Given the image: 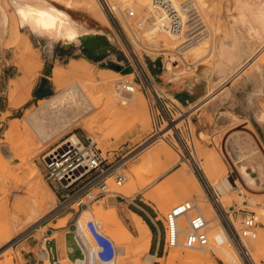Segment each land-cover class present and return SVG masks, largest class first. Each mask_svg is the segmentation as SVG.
Listing matches in <instances>:
<instances>
[{
    "label": "rangeland",
    "instance_id": "1",
    "mask_svg": "<svg viewBox=\"0 0 264 264\" xmlns=\"http://www.w3.org/2000/svg\"><path fill=\"white\" fill-rule=\"evenodd\" d=\"M18 1L26 4H36L38 2V0ZM46 2L47 4H55L50 0H46ZM102 2L110 20V24L106 26H102L89 12L84 9L68 10V12L71 13V17L76 20V23L79 27L85 26L90 28H101L105 33L111 34L114 38L113 42L118 49L117 54L110 53L102 57H94L91 55L93 58L88 52L81 50L78 47L67 49L61 46V44L53 46L54 43L59 41H75L68 39L64 35L56 34V29L59 24L55 29H52L54 30L52 35H50L48 32L39 34V32L35 31L30 24L20 22V20L18 19V8L17 5H15L14 0L0 2V141H10L17 145V150L19 149V152L17 151V155H11V157L7 158L10 161L11 166L15 170V174L12 176H7L0 171V264H6V260L9 257H12V264H33L38 259L42 260L43 257L41 256V254L43 251H45L44 246H46V238H48V240L56 238L60 243V246L62 247L63 257L66 256L64 243L65 230L55 231L52 234L50 229H61L65 227L68 222H75L79 218V213H76L74 209L68 208L53 215L52 212H49L48 214L44 215L47 210L54 208V206L58 204L59 197L54 194L55 192H52L53 202L47 204L41 210V218L35 222H27L23 224L22 227L15 229L9 225L8 215L9 208H14L16 205H19L17 207V210L20 212L21 215L24 216V206H26L27 203H29L33 198V181L27 177V174L30 170L34 169L35 165H37L40 171L37 175V180H39L40 187L43 189L49 187L51 191L53 190V185L47 183L45 179L46 170L44 167V155L48 151L57 146L61 141L69 137L71 134L76 133L84 139L86 136L93 135V132L88 130V128H86L83 123L85 119L92 115V112H90L91 114H87L84 119L76 120L80 111L73 104L69 105L68 103L66 104L68 106L63 105L59 112L55 111V108L51 106H42L40 98L49 97L57 93V91L60 89L58 87L59 83L69 84L74 79H76L71 73L65 72L60 75V79L58 81L59 83H57V81L54 79L53 72L56 70L63 69L64 66H66L70 62H79L80 64H82V61L84 59H88L92 63L91 69L95 73L99 70L106 71V68L118 70L125 75H129L133 71L132 66H130L128 62V53L126 52V50H124V46H122V40L118 28V26L122 27V25L124 26L126 24V19L124 17V9L126 8L123 9L122 13L119 12L117 14L113 12L112 9H110V5H108L105 0H102ZM204 3V8L202 10L204 12V15L207 16L209 25H211L210 28H212L215 32V45L212 49L210 48V52L206 54V59L204 58L205 60L202 61L194 69V74L198 75V77L200 78V82L202 79L207 80L208 86L211 87V92L213 93L218 90L216 89L217 84H219L226 76V74L224 73V67L228 69H235L240 66L241 62H244L247 58L251 44V29L248 28L249 26L247 25L246 21L242 20V17L240 16L241 12L239 11L238 4L235 2V0H204ZM56 5L59 9H61V11L66 10L64 8V5ZM128 8L134 9L139 19H144L150 16V11H147L146 9L139 12L134 6ZM55 10L57 13H59L58 9ZM15 14H17V20L14 18ZM116 15L119 17L122 23H120V21L116 19L117 24H115L114 17ZM16 23L20 24V28L23 30V32L27 33L30 36V39L34 45L33 51L38 52L40 54L41 60L43 61V68L35 79V84L31 93L26 92L21 84V79L24 74L23 67L29 60L30 49H28L25 40H13L14 37L12 36V30L15 27ZM241 26L245 28L244 38L242 40L246 47L240 48V50L236 51V53L233 52L230 55H223L221 45L224 43L229 48H233L234 43L238 38V35L240 37L239 33L242 28ZM151 33L149 32L145 35L148 36L146 42H149V40H151ZM162 33L168 36V34L164 33L163 31ZM210 36H207V39L205 40L206 44L208 43V48L211 47L210 42L212 40H207H210V38L213 37ZM133 43L135 45V48L137 49L135 50L142 56V48H140L136 41H134V38ZM147 60L151 65L148 56ZM219 62H221L220 65H217V63ZM207 68L211 69L210 73L206 72ZM128 70L129 73H127ZM250 71V73L246 72L240 77L233 80L231 82V85L221 89L216 94L215 98L212 99L209 97V99H212L211 101L214 100L215 102H218L223 105V109L225 110V112L227 111V113H223L224 115L231 114L232 116H234L235 122L233 123V128H231V130L229 132H226L224 135V132L218 134L215 137V145L212 144L209 146V144L206 143V145L210 148L205 147V143L201 142L197 138L198 135H193L194 142L197 144L201 158L203 160H208L210 163L213 164L211 168L213 173L215 174L216 170L219 169L218 166H223L225 172H233L234 177L241 181V187L244 186L243 190L245 189V193L249 196L248 201L252 204H255L252 207L240 204V201L236 200L239 193L238 189H235L233 186L231 193H229V196L226 198L227 202H229V205L227 207H224L227 210L234 226H236L237 228L241 227L243 219L246 215L250 214L251 211H255L257 212V214L260 215L258 204H261V202L264 201V188L252 189L247 183L244 182V180L242 179V175L239 171V166L243 165L235 163L232 158L233 156L231 154V150L229 148L230 143L233 142L231 141L232 139H236L241 135H250L254 138L255 146L257 148V152L259 153V158L264 163V123L258 120V117H260V112H264V96L261 95L259 90L261 84L260 80L253 74L252 70ZM42 74H48V80L50 82L49 86L51 88V91L44 97H39L37 94H35L34 90L37 85L38 79ZM108 75H110V73ZM134 78L135 74H132L131 76H125L124 79H126L125 81H131ZM189 82L193 83V81L190 80ZM137 85L140 89L139 99L143 101V104L147 110L149 125L144 131L138 130V132L134 131L131 134L129 133V135L123 134L119 138L112 139L110 143L103 148L104 153L110 156L111 159H114L116 156H118L117 158H121L122 156H124L122 162L126 161L124 169L127 176H131L133 174V167L135 165H140L141 163H143L142 159L147 154L149 148L152 149L154 146L162 142L161 139L147 140L153 132V121L148 99L145 96L142 86L140 84ZM122 94L128 96L129 98L135 97L133 96V93L124 90ZM178 104L183 106L180 102H178ZM76 108L77 110H75ZM184 110L187 109L184 108ZM191 110H193L192 106ZM28 113H32L33 118L37 117L39 113V116L36 119L42 120L44 122L46 131L52 136L51 140H49L47 144H44L43 148H41V151L36 156H34V154L32 153H29L32 151L31 149L29 150L30 146H28V141L31 137L28 135V132L32 131L33 128H31L32 126L26 118ZM69 119L71 120V125L66 127L65 124L68 123ZM134 123V118H130L127 120L128 126H132ZM15 125L19 128V131L12 132V128ZM191 125L195 130V126L192 122V119ZM56 128L57 130H55ZM230 135H234V137L230 138L229 140ZM188 143L190 144V150L193 151L194 146L192 142L188 141ZM172 144L182 151L183 156L179 157L180 159L184 161H189L190 165L193 164L191 165V167H193V170L189 168V172L194 171L197 174L201 181V185H203V188L206 191L203 199H205L206 201L208 200L209 203L213 205V202H211V200L209 199L206 190V186H211L212 181L210 182L208 181V179H206L207 182H205L200 178L199 172L202 174V171L200 169H197L196 162L190 151L186 150L185 148H182L176 141H173ZM97 145L99 144L97 143ZM25 156L27 157V160L24 162L21 158L24 157L23 159H25ZM177 167L178 165L174 166L169 172L161 175L149 186L145 188L139 187L136 190V193L131 197L123 196L121 193L122 191L119 188L120 186L117 185L113 179H111V190L120 193L124 198H116L111 195H107L98 202H95L90 205V207L84 209L95 210L100 208L106 210L112 206H115L117 208L119 217L122 219L126 228L131 231L135 239L137 235L135 234L132 225L129 223L131 212L130 209H137L141 211L145 215L146 221L152 229V236L154 237L155 248V244L157 243L158 228L154 226V223L149 218L148 214L158 215L159 222L157 224L161 229L162 223L160 220L164 218L168 210H170L174 205L163 211V209L159 206L158 203H151V205H142V208L145 210L144 211L134 205H128V200H133V198L136 197V202H138L141 196L145 195L159 181H161L163 178H165L166 176L171 174L175 169H177ZM149 177L150 174L142 176L139 180V183L146 182ZM215 180L217 181L218 179ZM139 183L137 184L139 185ZM259 183H261V181ZM212 186L218 189L216 185ZM185 193L186 191L184 188L178 187L173 189L171 193L161 198V201H163V203L173 202L178 197L185 196ZM220 195H222L221 192ZM192 198L194 199L197 197L193 195L192 197H183L182 200ZM198 202L201 203L199 199ZM74 207L78 209L77 204H75ZM96 218H98V220L100 219V217L86 218V226L87 221L89 219ZM182 222L185 223V220L183 219ZM258 228L257 237L260 235V232L263 231L261 230L263 229L261 228V224ZM24 229L27 230L25 231ZM72 229H75V227L73 226ZM103 230H107L106 224L103 226ZM21 231L23 232L20 234ZM69 239L70 242H72V233L69 234ZM242 242L244 243V241H241V243ZM73 244L75 246V250L70 255L72 258L79 255V249L77 245L74 242ZM50 245L54 246V243H51ZM235 245L239 251L240 257L243 260L244 264H256L254 258H252V255L249 251H251L253 253V256H255L259 260V264H264V247L260 249V251L248 250V254H245L241 252V246H239L237 243H235ZM185 248L186 247L184 246H180V249L182 250ZM136 249L137 247L133 245V247L129 251V256L125 259L126 264H135L134 252L136 251ZM172 250L173 248H167L166 250L161 249L160 256L163 257V261L154 259L153 264H167V260ZM211 252L216 264H232L228 260L221 259L213 251ZM149 253L152 254L150 249ZM146 255L148 256L149 254ZM70 264H74V260H72ZM173 264L190 263H186L181 259H176Z\"/></svg>",
    "mask_w": 264,
    "mask_h": 264
},
{
    "label": "bare ground",
    "instance_id": "2",
    "mask_svg": "<svg viewBox=\"0 0 264 264\" xmlns=\"http://www.w3.org/2000/svg\"><path fill=\"white\" fill-rule=\"evenodd\" d=\"M1 1L7 2L8 0H0V2ZM50 1L55 3H49L48 5H50V8L58 9L59 13L56 12L57 15L63 13L65 24L71 25L77 30H83L86 33L104 32L101 28H90L85 26L79 27L76 23V20L71 17V13L68 12L69 9H84L89 12L102 26L110 24V20L105 11L102 0ZM105 1L108 5H110V9H112L113 12L117 14L119 12L122 13L124 8H128L131 6H134L139 12L145 9L147 11H151L153 8L152 0ZM182 1L186 0H173L176 5H179V3H181ZM235 2L238 4L242 20L246 21L247 25L249 26L246 27L251 29L250 51L245 61L241 62L240 66H238L237 68L228 69L224 67V73L226 74V76L219 84H217L216 89L218 90L212 93L211 87L207 86L206 94L203 98H199L200 101L197 102V104L191 105L192 109H195L201 103H212L213 106L217 108L218 104L214 100L211 101L216 97V94L221 89L231 85V82L233 80L240 77L244 73H250V70H252L253 74L260 80L261 84L259 90L261 95L264 96V0H235ZM14 3L15 5H17V8L18 6L26 5V3H21L18 0H14ZM56 4H62V6L64 5V8L66 10L61 11V9H59ZM188 4L192 8L194 7L197 10L199 9L198 11H201L200 15H202L205 25L207 26V28L200 30L197 33L198 35L196 34L189 38H187L183 34L167 36L162 33L161 29L157 25H155L152 26L149 30L150 33L152 32L151 40H149L146 45L143 44L144 42L141 45L139 42L136 43L139 44L140 48L143 46L146 47L147 52L150 53L153 57L163 56V61L166 68L165 73H168L169 78H171L172 80L186 78L190 81L198 82V84L200 85V78L198 77V75L194 74V69L206 59V54H208L214 47L215 32L212 28H210L211 25H209L207 16L204 15V12L202 10L204 8L203 4H205L204 0H188ZM18 14V19L20 20V22L28 23L33 28V24L31 21H24L19 11ZM15 15L14 18L17 20V14ZM35 31L39 32V34L48 32L50 35H52L54 30L41 28ZM244 31L245 28L242 27L239 33L240 37L238 35L233 48H229L224 43L221 45L223 55H230L233 52L236 53V51H239L240 48L246 47L242 40L244 38ZM12 32V36L14 37H12L13 40H25L28 49H30L29 60L23 67L24 74L21 79V84L26 92L31 93L35 84V79L43 68V61L41 60L40 54L33 51V42L31 41L30 36L27 33H24L20 28V24L16 23ZM65 32L66 29H61L60 26H58L56 29V34L60 33L61 35L66 36L64 34ZM106 34L113 42L114 38L112 37V35L108 33ZM210 34L213 37L210 38V40H207H212L210 42L211 47L208 48V43L206 44L205 40L207 39V36H210ZM220 63L221 62L217 63V65H220ZM91 66L92 63L88 59H84L82 61V64H80L79 62H70L66 66H64L63 69L54 71L53 75L57 83H59L58 81L60 79V75L65 72L71 73L76 79H74L69 84L59 83L58 87L60 89L57 91V93L49 97L40 98L42 106H51L55 108V111L59 112L63 105H66L68 103L69 105L73 104L80 111L76 120L84 119L87 114L92 112V115L85 119L83 123L85 127L88 128V130L93 132V135H89V138L94 142H97L99 144L98 146L101 149L107 146L112 139L119 138L123 134L129 135V133L131 134L134 131H144L149 125V118L143 101L139 99L140 89L136 82H132V80L125 81L126 79H124L125 76H131L133 73L125 75L120 71L112 68H106V71L99 70L95 73L92 71ZM210 70L211 69L207 68L206 72L210 73ZM109 73L110 75H108ZM123 90L133 93V96L135 97L129 98L128 96H125L124 94H122ZM209 97L212 99H209ZM77 108L75 110H77ZM259 116H264V112H260ZM37 117L33 118L32 113H28L26 116L28 122L32 126L30 127L33 128V132H28V135L31 136L30 140L28 141V146H30L29 150L31 149L32 151L28 152L34 154V156L38 155L44 144H47V142L52 138V136L46 131L44 122L42 120L36 119ZM130 118L135 119V123L132 126L127 125V120ZM65 125L66 127L70 126L71 120L69 119L68 123ZM167 128L168 127H165L163 131L167 130ZM55 130H57V128ZM17 131H19V128L15 125L12 128V132ZM169 132H166L164 136H166ZM160 139L162 140V142L156 146L152 144L154 147L152 149L149 148L147 154L142 159L143 163H141L140 165H135L133 167V174L131 176H127L126 182L122 185H119V188L122 191V195L125 197L133 196L139 187L145 188L149 186L161 175L166 174L174 166L178 165L177 169H175L171 174L159 181L151 190H149L144 195V200L150 204L158 203L163 211H165L169 207L178 204L179 201L183 199V197H192L194 195L199 199V201H201L200 203L198 202L197 198H194V200L197 201L201 210L207 217L209 221V232H211V243L209 244V246L194 247L185 245V241H182L183 244L181 243L179 246L173 248L167 260V264H173L176 259H181L184 262L190 264H216L212 257L211 251L216 253L221 259L228 260L232 264H244L235 243L230 240L227 232L223 230L222 222L219 215L217 214L216 209L213 205H211V203H209L208 200L206 201L205 199H203L206 191L204 190L203 185H201L199 177L194 171L189 172V168L193 170V167H191V165L193 164L190 165L189 161H184L179 158L183 156L182 151L175 145H173L171 141H168L163 137H160L156 140ZM254 141V138L250 135H241L239 137L237 143L239 144L243 155L247 158L245 161V166H239V171L244 182L247 183L252 189H262L264 188V163L259 158V153L257 152ZM191 142L194 146V149L193 151L190 150V153H192L194 157L197 169H200L202 171V174L206 179H208V181H212V185H216L218 187L222 194L219 197V200L222 202V204L225 207L229 205V202H227L226 198L229 196V193H231L233 186H235L239 192L236 200L240 201L239 203L242 205H248L250 207L254 206L255 204H252L248 201L249 196L245 193V189L243 190L244 186L241 187V181L236 179L230 170V172H225L223 166H218L219 169H217L214 174L211 170L213 164L208 160H203L201 158L197 144L194 142V138ZM18 150L17 145H15L14 143L10 141H0V171L4 175L12 176L15 174V170L13 169L10 161L7 158L11 157V155H17ZM23 158L21 159L25 162L27 160V157L25 156V159ZM39 172V168L37 167V165H35L34 169L30 170L27 174V177L33 181V198L29 203H27L26 206H24V216L21 215L17 210V207L19 205H16L14 208H9V225L15 229L22 227L23 224L27 222H35L39 220L41 218V210L47 204L53 202L52 192L54 191H51L49 187H47L46 189L40 187L39 180H37V175L39 174ZM147 174H150L148 180L146 182L139 183L140 178ZM215 179L218 180L216 181ZM260 181L261 183H259ZM137 183H139V185ZM178 187L185 189V196H180L173 202L163 203V201H161V198L171 193L173 189ZM55 208L56 206H54V208L52 209L47 210L44 215L52 212L53 210H55ZM258 209L260 212L259 217L261 228H263L261 230L263 231H261L260 235L254 239L244 238V243L247 246L248 250L260 251V249L264 247V201L261 202V204H258ZM90 217H100L99 220H102L103 226L106 224L107 229H102L103 233L108 235L117 247V253L115 257L109 262H100L96 258L97 245L90 230L86 226V218ZM131 222L133 230L137 235L136 239L133 237L131 231H129L124 225L122 219L118 215L117 208L115 206H112L106 210L100 208L95 210L84 209L76 222L77 227L75 231L77 233L79 243L82 245L85 251L87 263L126 264L125 259L129 256V251L133 247V245L137 247L136 251L134 252L135 264H153L154 259L163 261V257L149 253L152 239V230L144 220V218L138 213L132 212ZM187 226V221H185V223L181 222L182 232L187 233V230L184 229ZM220 229L224 231V241L221 244L215 243L212 240L213 234L216 235L217 231ZM24 230L26 231L27 229ZM23 231H21L20 234ZM180 246H184L186 248L182 250L180 249ZM44 248L45 251H43L41 254L44 259V264H52L46 246H44ZM59 248L62 250V247L60 245ZM249 252L252 255V258H254L255 263L259 264V260L255 256H253V253L251 251ZM146 254L149 255L147 256ZM11 259L12 257H9L6 260V264H12ZM70 262L71 260L67 255L61 259L62 264H70Z\"/></svg>",
    "mask_w": 264,
    "mask_h": 264
},
{
    "label": "built area",
    "instance_id": "3",
    "mask_svg": "<svg viewBox=\"0 0 264 264\" xmlns=\"http://www.w3.org/2000/svg\"><path fill=\"white\" fill-rule=\"evenodd\" d=\"M152 6L150 16L144 19H139L134 9H125L126 24L122 25V27L117 25L122 40L121 43L125 48L124 50L128 53L129 65L133 68L132 73L135 74L132 82L142 86L149 102L153 132L147 140H156L163 137L171 142L177 141L182 148L190 151L188 141L191 142L193 135L196 134V130L191 125L190 110H184L185 107L178 104V100L161 85L158 75L147 60V56L150 53L143 46L141 47L143 52L141 56L136 51L133 38L140 45L143 42L146 45L148 36L145 35L155 25L168 35L183 34L187 38L196 35L200 30L207 28V26L200 12L196 8H192L188 4V0L182 1L179 5H176L173 0H152ZM115 17L114 22L117 24L116 19L118 21L120 19L117 15ZM165 127L168 128L163 131ZM166 132L169 133L164 136ZM117 157L111 159L89 136L84 139L76 133L71 134L48 151L44 155L45 179L47 183L53 185V190L59 197L58 204L55 210L52 211V215L70 208L79 213V217L84 208L90 207V205L107 195L124 198L120 193L111 190V179L117 185H122L127 179L124 169L126 161L122 162L124 156L121 158ZM199 176L203 181L207 182L200 172ZM234 188L237 189L235 186ZM206 190L220 217L223 230L227 232L234 243L241 246L242 253L248 254L247 246L243 242L242 244L241 241H244V238L254 239L257 237V228L260 225L259 214L251 211L243 219L241 227L237 228L219 200L220 191L212 185H207ZM75 204L78 205V209L74 207ZM183 219L188 222V226L184 228L187 233L181 230ZM152 221L158 228L157 244L163 250L179 246L182 240L185 241V245L194 247H205L211 243L209 221L194 199L182 200L168 210L164 218L160 220L162 223L161 229L157 224L159 222L158 219L155 221L152 219ZM74 227L75 229L71 230L70 233H72L73 242L79 249V255L73 259L74 264H89L86 261L85 251L77 238L75 231L76 222ZM87 228L90 230L97 245L96 258L100 262L111 261L117 253V247L111 238L103 233L102 220H88ZM223 230L220 229L216 235L213 234L212 240L215 243H223ZM73 252L74 247L71 246L69 253L72 254ZM52 264L62 263L56 256L52 258Z\"/></svg>",
    "mask_w": 264,
    "mask_h": 264
},
{
    "label": "crops",
    "instance_id": "4",
    "mask_svg": "<svg viewBox=\"0 0 264 264\" xmlns=\"http://www.w3.org/2000/svg\"><path fill=\"white\" fill-rule=\"evenodd\" d=\"M154 72L158 75V79L161 85L171 95H173L186 109L190 110L191 119H192V122L194 123L195 130H196V135H198L197 138L201 142L205 143V147H209L212 144L215 145V137L218 134H221L222 132H224L223 133L224 135L226 132H229L231 128H233V123L235 122L234 116H232L231 114L224 115L223 113H227V111L225 112V110L223 109V105H221L218 102H216L218 104L217 108L213 106L212 103L210 104L201 103L199 104L198 107L191 110V105L197 104V102L200 101L199 98L200 97L203 98L204 95L206 94V89L208 86L207 80L202 79L200 82L201 84L199 85L198 82L191 83L186 78L172 80L171 78H169V74L165 72L159 73L155 70ZM48 78H49L48 74H42L38 79V82H37V85L34 91H35V94H37L39 97L40 95H45L51 91V88L49 86L50 82ZM232 137H234V135H230L229 140ZM238 139L239 137H237L236 139L234 138V140L232 139L231 141L233 142L230 143L229 148L231 150L233 160L236 161L237 164H243V166H245V161L247 158L243 155V152L240 149L239 144L237 143ZM206 143H208L209 146H207ZM136 199L137 198L134 197L133 200H128V199L126 200H128V205H134L136 207H139L142 210H144L142 208V205L143 206L151 205L150 203H147L144 200V195L139 198L138 202H136ZM130 211L131 212H130L129 223L131 224L132 223L131 213L132 212L138 213V212L133 209H130ZM138 214L142 216L140 213ZM148 216L151 220L153 219L154 221L158 219V215L148 214ZM142 217L144 218V216ZM144 220L146 221V219ZM75 222L73 223L68 222V224L61 229H56V230L50 229L52 234L55 231L65 230V240H64L65 254L69 257L71 261L75 257L72 258L70 256L71 254L69 253V248L72 246L74 247V250H75V246L73 244V239H72V242H70L69 234H70V231L73 230L72 227L74 226ZM154 226L156 225L154 224ZM46 239H47L46 248L48 250L49 258L51 262H52V258L56 256H58V258L61 260V258H63V253H62V250L59 248L60 243L58 242V240L56 238H52L49 240L48 238ZM51 243H54V246L50 245ZM150 251L152 252V254H155L156 256H160L161 246H158V244L156 243L155 248H154V237L153 236L151 239ZM33 264H44V260L38 259Z\"/></svg>",
    "mask_w": 264,
    "mask_h": 264
},
{
    "label": "snow or ice",
    "instance_id": "5",
    "mask_svg": "<svg viewBox=\"0 0 264 264\" xmlns=\"http://www.w3.org/2000/svg\"><path fill=\"white\" fill-rule=\"evenodd\" d=\"M27 9V11L25 10ZM20 15L24 21H31L34 30L47 29L52 30L59 24L61 29H66L64 33L70 40L79 42L78 38L86 34L83 30H77L71 25H66L63 19V13L56 14L55 9H51L46 0H38L36 4H26L20 7ZM60 33H57L59 35Z\"/></svg>",
    "mask_w": 264,
    "mask_h": 264
},
{
    "label": "water",
    "instance_id": "6",
    "mask_svg": "<svg viewBox=\"0 0 264 264\" xmlns=\"http://www.w3.org/2000/svg\"><path fill=\"white\" fill-rule=\"evenodd\" d=\"M61 41L56 42L53 46L59 44ZM64 46L68 48L78 47L81 50L87 51L90 55L94 57L106 56L110 53H118V49L114 42L111 41L110 37L104 32H90L86 33L82 37H79V42H61ZM149 61L152 68L159 72H165L166 68L163 63L162 56L153 57L151 54L148 55Z\"/></svg>",
    "mask_w": 264,
    "mask_h": 264
},
{
    "label": "clouds",
    "instance_id": "7",
    "mask_svg": "<svg viewBox=\"0 0 264 264\" xmlns=\"http://www.w3.org/2000/svg\"><path fill=\"white\" fill-rule=\"evenodd\" d=\"M24 6V5H23ZM23 6H18V11L20 13V7H23ZM27 11V9H25ZM258 120L261 121V122H264V116H260L258 117Z\"/></svg>",
    "mask_w": 264,
    "mask_h": 264
},
{
    "label": "trees",
    "instance_id": "8",
    "mask_svg": "<svg viewBox=\"0 0 264 264\" xmlns=\"http://www.w3.org/2000/svg\"><path fill=\"white\" fill-rule=\"evenodd\" d=\"M91 56V55H90ZM92 57V56H91ZM93 58V57H92ZM113 67V66H112ZM127 73H129V70L127 71ZM48 94V93H47ZM47 94H45V95H47ZM45 95H40V97H44ZM135 211H137L138 213H140L142 216H144V218L146 219V217H145V215L141 212V211H139V210H137V209H135Z\"/></svg>",
    "mask_w": 264,
    "mask_h": 264
},
{
    "label": "flooded vegetation",
    "instance_id": "9",
    "mask_svg": "<svg viewBox=\"0 0 264 264\" xmlns=\"http://www.w3.org/2000/svg\"><path fill=\"white\" fill-rule=\"evenodd\" d=\"M60 44H61V46H63V47H65V48L68 49V47L64 46L61 42L59 43V45H60ZM59 45H58V46H59ZM86 52H87V51H86Z\"/></svg>",
    "mask_w": 264,
    "mask_h": 264
}]
</instances>
